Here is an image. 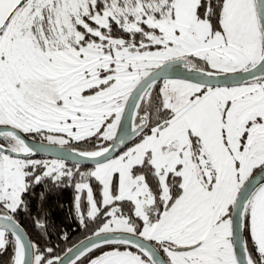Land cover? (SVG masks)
<instances>
[{
    "label": "snow or ice",
    "instance_id": "obj_1",
    "mask_svg": "<svg viewBox=\"0 0 264 264\" xmlns=\"http://www.w3.org/2000/svg\"><path fill=\"white\" fill-rule=\"evenodd\" d=\"M5 255L264 264V0H0Z\"/></svg>",
    "mask_w": 264,
    "mask_h": 264
},
{
    "label": "trees",
    "instance_id": "obj_2",
    "mask_svg": "<svg viewBox=\"0 0 264 264\" xmlns=\"http://www.w3.org/2000/svg\"><path fill=\"white\" fill-rule=\"evenodd\" d=\"M37 193L42 191V187H37L35 189ZM72 201H73V192L71 189L62 190L59 193L52 194L48 197L46 208L51 211V221L54 223V226L59 229L63 228L69 232L70 241L67 244H61L60 247L62 249H66L67 247H73L76 243L79 242L80 239L83 238V233L77 228L74 223L72 216L70 215L72 211ZM59 204L62 207H57ZM31 211L33 215H38L36 200H32ZM26 223H28L29 227L31 223L27 218H25ZM53 242H58L56 237H52ZM0 261H4L6 264L7 255L4 257H0Z\"/></svg>",
    "mask_w": 264,
    "mask_h": 264
}]
</instances>
